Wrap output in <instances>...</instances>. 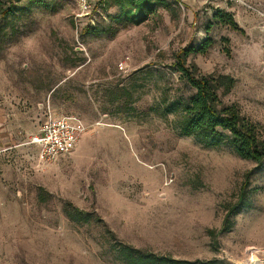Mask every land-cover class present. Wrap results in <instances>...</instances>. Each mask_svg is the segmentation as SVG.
I'll list each match as a JSON object with an SVG mask.
<instances>
[{
    "label": "rangeland",
    "instance_id": "obj_1",
    "mask_svg": "<svg viewBox=\"0 0 264 264\" xmlns=\"http://www.w3.org/2000/svg\"><path fill=\"white\" fill-rule=\"evenodd\" d=\"M13 1L16 12L0 17V264H124L108 230L176 260L253 264L255 249L264 261V166L182 133L195 90L175 67L180 51L211 39L188 65L231 77L223 102L264 137V0H167L139 26L117 22L116 8L100 20L98 0L89 15L74 0L28 10L27 0ZM97 19L108 34H83ZM172 105L181 106L168 113ZM70 115L86 134L72 155L39 165L40 127ZM241 198L246 208L219 233ZM67 204L89 222H72Z\"/></svg>",
    "mask_w": 264,
    "mask_h": 264
},
{
    "label": "trees",
    "instance_id": "obj_2",
    "mask_svg": "<svg viewBox=\"0 0 264 264\" xmlns=\"http://www.w3.org/2000/svg\"><path fill=\"white\" fill-rule=\"evenodd\" d=\"M173 1L177 3V0ZM7 2L10 4L8 7H6ZM15 4L13 0H0V17L5 19L14 14L19 8ZM49 4L48 0H27L22 9L28 10L35 5L47 8ZM170 7L167 0H100L96 5L95 12L102 20L106 11L116 8L118 9L115 16L117 22L139 26L145 23L151 15L156 14L159 8L169 9ZM215 19L225 26L237 28L233 17L229 15L219 14ZM98 24V19L94 25L89 23L84 28L83 34L97 36L108 34V31L98 27ZM211 45V39H207L200 48L194 49L188 46L176 57L175 67L178 73L195 90V95L189 103L182 107L179 128L185 136L194 137L209 147L227 145L240 158L252 161L258 167H262L264 166V137L259 125L243 115L239 107L226 105L222 100V97L230 91L233 79L229 76L203 75L197 65H188L187 63L191 54L205 53ZM180 106L167 107L168 113H175L180 109ZM243 191H245V187ZM241 207L246 208L244 198H241L237 205L228 212L219 233L228 232L233 227L229 217ZM65 212L68 218L77 224L90 220V215L84 214L72 204L66 205ZM98 222L102 221L98 219ZM107 234L113 241V250L124 264H199L140 250L118 242L110 230L107 231ZM209 234L215 244L217 242L216 234L213 231H210Z\"/></svg>",
    "mask_w": 264,
    "mask_h": 264
},
{
    "label": "built area",
    "instance_id": "obj_3",
    "mask_svg": "<svg viewBox=\"0 0 264 264\" xmlns=\"http://www.w3.org/2000/svg\"><path fill=\"white\" fill-rule=\"evenodd\" d=\"M84 15L92 11L90 0H74ZM100 0H98L99 2ZM97 2V3H98ZM95 7L96 8V5ZM94 25V20L90 21ZM124 69V63L121 64ZM87 132V126L76 115L60 116L50 119L42 124L38 135L33 139V144L38 147L37 160L39 165L51 166L65 157L72 155L79 140ZM251 257L258 255L255 249H251ZM264 254V252H263ZM256 260L260 261L258 258Z\"/></svg>",
    "mask_w": 264,
    "mask_h": 264
},
{
    "label": "bare ground",
    "instance_id": "obj_4",
    "mask_svg": "<svg viewBox=\"0 0 264 264\" xmlns=\"http://www.w3.org/2000/svg\"><path fill=\"white\" fill-rule=\"evenodd\" d=\"M103 126H105V125H103ZM117 128H120L121 130H123L121 127H117ZM150 169H153V168L151 167ZM248 261H250L253 264H264V261H258V260L255 259V257H252Z\"/></svg>",
    "mask_w": 264,
    "mask_h": 264
},
{
    "label": "crops",
    "instance_id": "obj_5",
    "mask_svg": "<svg viewBox=\"0 0 264 264\" xmlns=\"http://www.w3.org/2000/svg\"><path fill=\"white\" fill-rule=\"evenodd\" d=\"M0 137H5V133L3 134L2 133V135L0 134ZM82 138H83V136H82ZM82 138L79 140V142H78V144L80 143V141L82 140ZM1 139V138H0ZM3 140V139H2ZM78 144H77V146H78ZM36 146V145H35ZM77 146H76V148H77ZM37 147V146H36ZM37 150H38V147H37Z\"/></svg>",
    "mask_w": 264,
    "mask_h": 264
}]
</instances>
